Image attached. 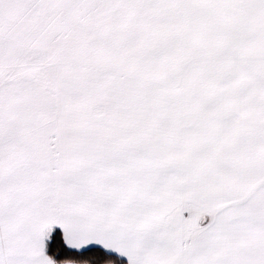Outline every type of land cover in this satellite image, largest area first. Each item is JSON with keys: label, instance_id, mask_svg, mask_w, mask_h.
<instances>
[{"label": "crops", "instance_id": "obj_1", "mask_svg": "<svg viewBox=\"0 0 264 264\" xmlns=\"http://www.w3.org/2000/svg\"><path fill=\"white\" fill-rule=\"evenodd\" d=\"M158 5L172 4L0 0V85L22 79L21 91L37 71L30 113L53 126L51 143H40L44 132L20 146L43 148L54 163L53 192L36 176L28 194L37 215H22L28 228L7 242L6 264H51L43 248L52 227L74 250L98 247L127 264H264V151L246 152L264 150V89L249 85L239 115V93L226 92L238 75L236 27L221 8L255 7L247 11L263 39L264 0H203L214 7L209 19L183 13L180 31ZM189 52L203 56L184 65ZM205 70L213 80L190 79ZM39 123L22 134L40 133Z\"/></svg>", "mask_w": 264, "mask_h": 264}, {"label": "rangeland", "instance_id": "obj_2", "mask_svg": "<svg viewBox=\"0 0 264 264\" xmlns=\"http://www.w3.org/2000/svg\"><path fill=\"white\" fill-rule=\"evenodd\" d=\"M162 1L164 2V0ZM166 1L167 3L172 5H158V7H156V9H158V14H165L164 17L159 18H164V20H167V23L171 25L169 28H173L177 31H180L182 28H186L183 27L184 23L180 21V19H182L183 17V13L187 16L190 15V18L192 19H197L198 16H201V19L205 20L209 19L208 15L211 14V10L214 8L212 6L203 5V0ZM198 3L201 5L198 6ZM221 8H227L229 13L232 12L231 17L229 16V19L231 18L235 23L236 28L232 29V31H236L235 36L237 37L235 42L238 49V59H233L232 61L236 62L238 65V75L235 79V82H233V86L227 87L226 92L228 95L229 93L232 94L233 92L239 93L236 96L235 104L237 102L239 115L246 118L244 114H246V101L250 99V92L247 91L248 88L251 89V86L249 85L252 83H256L255 87H257V89H264V78H262L263 57H261L260 55V52L263 49L262 46H264V37L262 39V31L260 26L257 27V25L251 20L250 13H248L247 11L249 9L252 10L255 7L227 6ZM198 9L200 11H198ZM233 13H237V16H235ZM169 16H171L172 21L166 19V17L168 18ZM229 30L230 28L227 27L224 33L229 32ZM190 41V45L192 48L193 39H190ZM187 56H189V58L191 59H189L188 57L184 58V61H186L184 65H186L187 63L190 64L192 58L198 57L200 59L203 55L189 52ZM21 57L26 58V60H36L38 56L31 54L24 55L23 53ZM13 64L15 66H18L17 61H14ZM193 65L194 66H191L190 68L191 73L195 72V60ZM206 67L209 68V72H211L212 69L209 66ZM33 69L34 68L32 67L30 68V70ZM20 71L21 69L19 70V72ZM19 72L18 68L13 69L12 71L13 74ZM32 72L33 71H27V75H25L24 77L26 83H24V85L21 87L18 86L20 87L21 91H16V88L14 89V87L17 86V84L22 81V79H18V82H16V80L14 81L13 79L6 83H3L2 86L0 85V264H6V255L8 250L7 242L15 243V241L23 239V232H25L24 230L28 228L27 227L23 229V224L26 223H19L21 221L22 215H25L27 218H29L31 215H37L38 201L37 199L33 200L31 197H29L28 194L30 190H32L33 192H36L37 190V181H34L36 176H43L46 179L47 191L53 192V182L51 180L53 176L50 172L54 165L52 155L48 151H46V154L44 156L43 148H41L40 150H30L31 147H29L25 150H22L20 146L21 141L29 144L28 142L36 141L39 138L38 136L42 137V134H44V132L45 134H47L45 135L47 136V139L40 138V143L46 140V143L52 142V139H50L51 136H48V134L52 133L53 130L51 120L42 122L41 120L43 119H40L38 116L30 113V106L32 104V98L30 97L32 96V91H30V89L34 85V83L32 84L31 82H33V79L37 78V71L34 73ZM251 72H254L253 76H251ZM257 72H259L260 78H257ZM39 73H41V71ZM199 73L200 71L198 70V74ZM202 73L204 74H200L202 76L201 78L197 80H194L193 78L190 79L192 81L200 80L206 83H208L210 80H213L212 73L208 74L207 70L203 71ZM192 87L193 85L191 86V90ZM234 87H236V89L238 90H235ZM191 90L190 93H192V95L194 93L195 95V92H192ZM24 91L25 94L23 93ZM27 94H29V96ZM212 104L222 105L218 101H216V103L212 102ZM49 107V103H47V109ZM207 108L208 107H206V109ZM34 117H36L37 119L35 120ZM32 122L35 124L40 122L39 125H37V127L40 129V133L35 132L34 130H29V133L23 135V131H25L26 129H30L28 128V126L34 125L32 124ZM25 135H27L26 141L24 140ZM255 140H257L255 142H261L262 138L259 137ZM263 151V148L257 147L254 150L251 149L246 152H250L251 154H261ZM256 160L260 162L259 159ZM261 168L262 167L260 165L253 167L254 171H260ZM28 175H33V177L30 176L31 181H22V177L25 178ZM13 178L21 180L13 181ZM47 180L50 181L47 182ZM47 203L48 201H46V204ZM2 206H4L3 211L1 210ZM17 223L18 226L16 225ZM49 231L50 229L45 231L44 239H47Z\"/></svg>", "mask_w": 264, "mask_h": 264}, {"label": "trees", "instance_id": "obj_3", "mask_svg": "<svg viewBox=\"0 0 264 264\" xmlns=\"http://www.w3.org/2000/svg\"><path fill=\"white\" fill-rule=\"evenodd\" d=\"M43 252L51 264H127L125 259L98 247L84 250L70 248L57 227L50 229Z\"/></svg>", "mask_w": 264, "mask_h": 264}]
</instances>
